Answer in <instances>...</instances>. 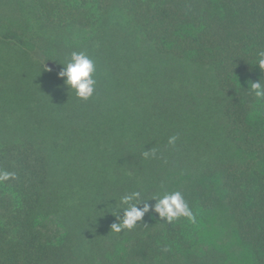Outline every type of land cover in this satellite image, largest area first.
Listing matches in <instances>:
<instances>
[{"label":"trees","instance_id":"1","mask_svg":"<svg viewBox=\"0 0 264 264\" xmlns=\"http://www.w3.org/2000/svg\"><path fill=\"white\" fill-rule=\"evenodd\" d=\"M260 51L264 0H0V169L17 174L0 264H264ZM72 52L95 62L87 100L58 77ZM132 191H180L195 219L115 232Z\"/></svg>","mask_w":264,"mask_h":264},{"label":"clouds","instance_id":"2","mask_svg":"<svg viewBox=\"0 0 264 264\" xmlns=\"http://www.w3.org/2000/svg\"><path fill=\"white\" fill-rule=\"evenodd\" d=\"M257 65L264 70V51L257 53ZM95 71V62L91 57L84 52H72L70 60L58 73V77L66 78L64 79L65 85L75 91L77 98L87 100L95 91L97 83L94 78ZM251 90L258 100L264 101V83L261 79L251 83ZM176 140V136H171L168 142L174 145ZM143 156L145 159L155 156V150L144 151ZM16 178L15 172L0 169V184ZM149 213L158 214L159 220L169 224L181 217L189 220L195 219L180 191L165 193L162 196L153 195L147 199L143 198L142 192L132 191L120 197L118 211L115 214L112 213L116 216L117 222L111 225V230L120 232L124 228L131 229L137 225V222H142L144 216Z\"/></svg>","mask_w":264,"mask_h":264},{"label":"rangeland","instance_id":"3","mask_svg":"<svg viewBox=\"0 0 264 264\" xmlns=\"http://www.w3.org/2000/svg\"><path fill=\"white\" fill-rule=\"evenodd\" d=\"M52 70H57L56 67H50ZM217 237H214L215 242L217 245L221 246L223 249L227 250L228 252H231L233 257L235 259H242L243 251L245 252L246 256V251L245 249H242L240 247L239 242L237 241V238L235 236V239L232 235H229L227 233H216ZM206 238V236H205ZM247 259V256H246Z\"/></svg>","mask_w":264,"mask_h":264}]
</instances>
